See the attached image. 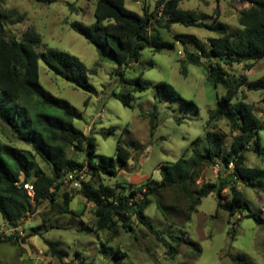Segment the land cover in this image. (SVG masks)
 <instances>
[{
  "label": "trees",
  "instance_id": "16d2710c",
  "mask_svg": "<svg viewBox=\"0 0 264 264\" xmlns=\"http://www.w3.org/2000/svg\"><path fill=\"white\" fill-rule=\"evenodd\" d=\"M37 1L51 3L56 0ZM243 1L248 6L239 11L240 27L235 29L217 15L208 21L211 15L184 8L181 0H157L153 8L144 5L143 13L127 8L125 0H96L93 24L79 20L71 22L75 31L96 46L101 60L117 65L116 71L122 74L130 91H113V95L124 105L132 106V93L148 87L142 75L135 79L124 75L126 67L141 64L140 53L147 46L160 52L174 49L177 42L183 43L182 72H187L188 63L203 65L208 80L215 86H225V92L218 95L216 108L210 110L204 137L194 139L176 161L162 163L160 180L153 179L152 175L134 185L104 181L106 175L118 176L120 168L116 158L97 153L94 134L85 133L74 123L75 119L83 118L82 111L68 99L53 94L40 81L42 60L56 75L93 92L87 66L77 55L67 51L46 45L39 51L42 41L34 28L27 30L22 39L9 36L5 23L14 20L16 11L5 9V0H0V132L5 138L0 139V213L4 222L17 228L28 214L36 213L47 201L58 214L75 213L71 202L80 194L94 206L95 220L89 228L97 233L108 231L102 239V250H106L121 228L134 230L136 220L137 225H145L160 237L161 233L154 229L145 214L152 203L157 204L166 220L177 223V220H190L203 198L216 194L217 214L219 210H225L229 220L239 215L238 220L246 216L264 224L263 211L251 207L239 185L242 182L253 189L264 190V165L249 166L246 156L247 151L253 150L264 162V145L259 135L264 130V120L256 113L253 103L245 100L246 89L264 91V76L250 80L245 73L229 70L234 63H244V70H250L254 62L264 58V0ZM174 24L206 28L215 35L208 36L206 41L189 33H175L172 41L163 39L161 31H171ZM156 85L172 99L194 104V101L184 99L171 83L161 81ZM240 92L242 99H238ZM223 119L232 133L228 147L226 134L218 129V123ZM151 122L152 128H156L158 123L154 118ZM15 141L30 146V149L14 144ZM69 147L84 153V158L80 160L69 155ZM139 147L135 140L119 138L117 159L127 163ZM217 164L220 168L218 180L198 183L202 171ZM73 171H84L85 176L80 179V188L68 191L64 189L65 178ZM27 181L34 184V199L23 186ZM15 236L5 232L0 224V244H17ZM186 240L201 251L195 241ZM45 241L51 254L62 264H78L64 259L69 255L66 249L59 248L52 240L45 238ZM80 253L77 251L78 255ZM114 255L123 258L126 252L118 246ZM246 258L241 253L232 255L235 261H246ZM80 261L85 264L83 257Z\"/></svg>",
  "mask_w": 264,
  "mask_h": 264
},
{
  "label": "rangeland",
  "instance_id": "374dc122",
  "mask_svg": "<svg viewBox=\"0 0 264 264\" xmlns=\"http://www.w3.org/2000/svg\"><path fill=\"white\" fill-rule=\"evenodd\" d=\"M156 1L125 0V5L143 13L144 5L153 8ZM95 3L96 0H56L51 3L5 0L4 8L16 11L14 20L5 23L7 34L22 39L27 30L34 28L42 41L38 46L39 51H43L45 45L67 51L77 55L87 66L93 92L78 88L56 75L42 60L40 81L46 89L68 99L82 111L83 118L75 119L74 123L85 133L94 134L97 153L116 158L120 168L118 176L106 175L104 181L139 185L152 175L153 179L160 180L162 163L176 161L194 139L204 137L210 110L216 108L218 95L225 92V86H215L208 80L203 65L188 63L187 72H182L180 60L185 56L183 43L177 42L174 49L160 52L147 46L140 53L141 64L126 67L124 75L129 79L142 75L148 87L142 92L132 93V106L124 105L113 95V91H130L122 80V74L116 71L117 65L101 60L96 46L70 26L75 20L93 24L96 20ZM181 5L208 13L211 15L208 21L217 15L228 22L231 29H235L240 27L239 11L248 3L243 0H181ZM175 33L195 34L204 41L208 36L215 35L206 28L174 24L171 31L162 30L161 36L172 41ZM243 67L244 63H234L229 70L236 74L245 73L250 80L264 76V58L254 62L251 70H244ZM161 81L174 85L184 99L194 101V104L169 97L156 85ZM245 92V100L253 103L256 113L264 120V91L246 89ZM238 99H242L241 92ZM154 114L156 117H153ZM152 118L158 123L156 128H152ZM218 129L226 134V145L230 146L232 133L227 121H219ZM259 135L264 145V130ZM119 138L135 140L140 146L138 151H133V157L127 163H121L116 156ZM0 139H5L1 132ZM14 144L30 149V146L18 141ZM68 152L80 160L85 156L73 147H69ZM246 156L249 166L264 165L262 158L253 150L247 151ZM38 161L47 169L43 162ZM219 172L217 165L207 166L198 183L217 181ZM239 185L251 207L264 213V190L253 189L242 182ZM64 189L70 191L72 188L64 186ZM166 198L169 199V195ZM71 207L75 213L58 214L47 201L36 213L28 214L17 228L9 227L0 213L2 229L15 234L18 242L15 245L0 244V264H62L57 256L51 254L45 238L69 252L65 260L78 264H81L80 257L84 258L85 264H264V224L246 216L238 220L239 215L229 220L230 216L225 210H219L217 214L216 194L204 197L190 220H177V223L166 220L157 204L152 203L145 214L154 229L161 233L160 237L151 233L145 225H137L136 220L134 230L121 228L119 235L109 241L106 250H102V239L108 231L97 233L89 228L95 220L93 204L77 194ZM186 239L195 241L201 251ZM118 246L126 252L125 257L117 258L114 255ZM239 253L247 256L246 261L232 259V255Z\"/></svg>",
  "mask_w": 264,
  "mask_h": 264
},
{
  "label": "built area",
  "instance_id": "2783aa9c",
  "mask_svg": "<svg viewBox=\"0 0 264 264\" xmlns=\"http://www.w3.org/2000/svg\"><path fill=\"white\" fill-rule=\"evenodd\" d=\"M219 167V165L217 164ZM84 171H73L68 174L67 178H65V183L70 188H80L81 187V178H84ZM24 188L28 191V194L32 199H34L35 195V188L32 181H27L23 183Z\"/></svg>",
  "mask_w": 264,
  "mask_h": 264
},
{
  "label": "bare ground",
  "instance_id": "6f19581e",
  "mask_svg": "<svg viewBox=\"0 0 264 264\" xmlns=\"http://www.w3.org/2000/svg\"><path fill=\"white\" fill-rule=\"evenodd\" d=\"M71 26V25H70ZM195 154V153H194ZM85 181V180H84ZM61 183H62V181H61ZM67 186V185H66ZM61 188V187H60ZM134 191V190H133ZM144 198V197H143ZM52 242V241H51ZM81 254V253H80Z\"/></svg>",
  "mask_w": 264,
  "mask_h": 264
},
{
  "label": "crops",
  "instance_id": "0c3cea01",
  "mask_svg": "<svg viewBox=\"0 0 264 264\" xmlns=\"http://www.w3.org/2000/svg\"><path fill=\"white\" fill-rule=\"evenodd\" d=\"M251 69H252V68H251ZM251 69H250V70H251Z\"/></svg>",
  "mask_w": 264,
  "mask_h": 264
}]
</instances>
